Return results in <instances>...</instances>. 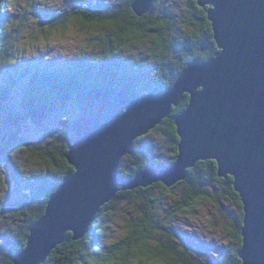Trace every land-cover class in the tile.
<instances>
[{
    "label": "water",
    "instance_id": "1",
    "mask_svg": "<svg viewBox=\"0 0 264 264\" xmlns=\"http://www.w3.org/2000/svg\"><path fill=\"white\" fill-rule=\"evenodd\" d=\"M5 1L0 0V13ZM211 2L201 7L207 9L219 49L213 59L192 60L171 88H156L146 96L132 86L111 84L77 96L79 116L70 126L66 160L78 171L63 178L30 228L25 249L12 258L14 264H46L68 233L75 232V242L84 239L120 191L157 183L174 187L202 161L216 162L221 179L236 177L244 215L238 255L244 264H264V0ZM144 6L146 15L152 4ZM188 82H203L207 88L202 94ZM186 95L189 104L175 121L180 139L176 160L161 168L146 165L127 180L120 165L134 155L135 142L160 126ZM47 110H36L34 120L43 119Z\"/></svg>",
    "mask_w": 264,
    "mask_h": 264
},
{
    "label": "trees",
    "instance_id": "2",
    "mask_svg": "<svg viewBox=\"0 0 264 264\" xmlns=\"http://www.w3.org/2000/svg\"><path fill=\"white\" fill-rule=\"evenodd\" d=\"M134 1L123 0L120 11L117 12L109 6L100 5L97 7H81L74 14V16L84 14L85 19L96 17L117 22L112 27L117 29L113 34L118 35L115 36V44L111 45L112 40L103 41L99 44V47L103 50L102 52H107L110 58H113L109 62L110 64L104 62L105 59L110 58L100 54L102 57L91 55L90 59L86 58L60 72L56 70L43 73L33 72L31 67L26 68V71H19L20 77L25 78L23 88L24 111L22 113L15 114L4 111L14 83L11 78L8 80L9 83H0V111H4L6 123L10 124L8 129H11L6 133L5 150L0 152L2 155H9L8 150L12 147L27 150L31 147H38L31 141V131L27 124V120L34 110L47 106V116L56 108L63 109L69 105L72 107L71 114L74 117L72 122L58 135L51 136L52 144L47 147L39 146L36 150L38 154L44 155L46 162L54 169V173L50 176L46 174L37 178L30 176L27 181L25 180L27 184L24 185L25 189L20 195V200L11 203L15 207V211L21 213L20 215L27 212V218L23 220L24 229L20 235L14 241L10 240L12 247L9 248L5 264H14L12 258L25 249L30 228L44 214L48 201L61 185L63 178L74 172L68 168L64 161L69 150L68 144L73 138V133L69 131L70 126L79 116L76 98L80 93L111 84L118 88L132 86L138 94L146 96L156 88L164 90L171 88L178 75L186 69L188 63L192 60L198 58L202 62H208L218 52L213 37L212 25L207 18V9L201 12L195 6L194 0H189L190 6L194 8L187 19L191 29L185 41V49L179 57L180 62H178L175 72L168 75V68L173 61H168V54L172 50V46L166 35L172 30V24L162 15L156 18V11L161 10L157 0L152 1L150 11L144 15L146 23L137 22L132 10ZM10 3L11 0H6L0 13V63L7 61L8 52L13 48V40L6 35L7 21L4 18ZM162 14L168 15L166 13ZM120 16L123 18H120ZM159 21H163L164 25L160 29L148 28V24ZM65 24L67 22H64L63 25ZM52 26L57 27V23ZM124 33H129L127 38H125ZM140 33L144 34L140 35ZM153 35L158 36L159 41L155 40L153 43L147 63L135 64L123 59L122 52L127 44L136 39L150 38ZM63 96L68 98L61 101L60 98ZM188 104L189 96L186 95L181 105L173 108L170 116L154 131L150 132L160 130L167 137L171 149V161L163 163L157 157L147 158L140 151L138 145V142L143 139H138L134 148V155L128 157L132 165V171L127 170L123 162L120 165V171L127 180L133 179L135 174L142 171L146 165L150 164L156 168H161L172 164L176 160L180 139L177 136L175 121L187 108ZM13 165L17 170L15 162H13ZM17 177L16 172L15 178ZM167 189H171V196L166 194ZM169 199L172 200L169 207L161 212L165 201ZM224 203L238 206L240 215L236 219L229 216V220L232 222L229 226L234 230L229 232L227 238L230 242L219 254L212 257L202 249V246L194 245L179 238L174 229V222L180 216L194 214L197 208L204 204L212 205L218 213L223 214ZM122 207H127L133 212L127 220V235L119 240L121 242L119 245L111 243L107 245L106 234ZM243 217V207L240 197L234 189V179L232 177L219 178L217 163L202 161L189 170L188 176L183 182L174 187L164 188L161 187L160 183H157L146 189L141 188L129 192L120 191L110 203L102 208L96 222L84 239L75 242L72 240V235L68 233L66 242L52 252L46 264H89L92 260L101 257L107 258L121 247L129 245L133 236L136 237L138 245L145 244L147 249L157 252L160 250L172 252L181 258L184 264H240L241 259L238 253L242 246L240 237ZM230 237L231 239H229ZM101 244L104 246L101 247L100 253L94 252V249L100 247ZM157 246L159 247L157 248ZM141 254L148 255L149 253L144 252ZM128 257H131V253L127 254L126 258Z\"/></svg>",
    "mask_w": 264,
    "mask_h": 264
},
{
    "label": "rangeland",
    "instance_id": "3",
    "mask_svg": "<svg viewBox=\"0 0 264 264\" xmlns=\"http://www.w3.org/2000/svg\"><path fill=\"white\" fill-rule=\"evenodd\" d=\"M157 1L161 10L156 11V18L162 15L172 24V30L166 35L172 46V50L168 54V61H173L172 63L169 62L171 66L168 68V75H172L178 66V62H180L179 57L185 49V41L191 29L187 19L194 8L190 6L189 0ZM122 2L123 0H66V3L56 5L48 10L46 6L40 7L33 0H21L19 2L18 0H11L4 18L7 21L6 35L13 40V48L8 52L7 61L0 63V83H9L8 80L11 78L14 85L9 93L4 111L15 114L24 111L23 88L25 78L20 77L19 71H26V68L31 67L33 72L43 73L49 70L60 72L86 58L90 59L91 55H104L106 58H110L107 52H102L99 44L109 40H112L111 45L115 44V36L118 35L113 34L117 29L96 27L93 31H88L87 28H81L82 22L79 19H71V17L81 7L106 5L117 12L120 11ZM120 18L123 17L120 16ZM64 22L67 24L63 25ZM55 23H57V27L54 28L52 25ZM49 28L52 31H48ZM76 33L80 34L77 35ZM42 41H47V43H42ZM60 41L64 42L61 43ZM154 42L155 40L151 37L133 40L123 49V59L135 64L147 63ZM111 60L113 58L105 59L104 62L110 64ZM66 98L68 97L63 96L60 99L63 101ZM66 107L63 109L56 108L51 114L45 115L43 119L37 122L34 120L33 114L40 108L32 112L27 124L31 131V141L34 144L38 147L49 146L52 144L51 136L58 135L72 122L74 118L71 114L72 107L69 105ZM3 112L0 111V152L5 150V141L7 140L5 136L7 132L11 131L8 129L10 124L6 123L7 120ZM65 113L71 114V122L64 118ZM138 145L140 151L147 158L157 157L163 163L171 161L169 140L160 130L149 133L138 142ZM38 147H31L28 150L12 147L8 150L9 155L0 153V193L3 194L0 195V238L4 240V243L0 244V264H5L9 248L12 247L10 240L14 241L20 235L24 229L23 220L27 218V212L20 215L21 213L16 212L11 203L20 200V195L25 189L24 185L27 184L26 181L30 176L37 178L46 174L50 176L54 173V169L46 162L44 155L37 153ZM128 157H125L122 162L127 170L132 171ZM13 162L16 163L17 170ZM16 172L17 178H15ZM171 201V199L165 201L161 212L169 207ZM132 214L133 212L127 207L120 209L106 234L107 245L112 240H120L127 235V220ZM239 215L238 206L234 204L224 203L223 214L218 213L212 205L204 204L199 206L194 214L180 216L174 222V229L179 238L194 245L202 246V249L213 257L219 254L230 242L227 238L229 231L225 227V225L229 226L232 223L229 216L236 219Z\"/></svg>",
    "mask_w": 264,
    "mask_h": 264
},
{
    "label": "snow or ice",
    "instance_id": "4",
    "mask_svg": "<svg viewBox=\"0 0 264 264\" xmlns=\"http://www.w3.org/2000/svg\"><path fill=\"white\" fill-rule=\"evenodd\" d=\"M33 2L40 7L46 6L47 9L50 10L51 8H54L56 5L66 3V0H33ZM194 3H195V6L200 9L201 12L205 11V8L201 7L202 3H205L209 6L214 4V2H211V0H194ZM146 4H152V0H136V3L133 6V15L135 16L137 22L146 23L144 19V14L148 10L144 6ZM216 7L218 6L216 5ZM71 19H79L82 22L81 28H87L88 31H93L94 28L96 27L112 28L117 23L114 20L105 19V18L90 17L89 19H85L83 15L73 16L71 17ZM163 26H164L163 21L148 24V28L150 29H160ZM48 31H52V29L49 28ZM37 34L39 35V33ZM76 34L79 35L80 33H76ZM143 34L144 33H140V35H143ZM124 35H125V38H127L129 33H124ZM151 39L159 41V37L156 35L151 36ZM60 42L63 43L64 41H60ZM42 43H47V41H42ZM13 63H15V61H13ZM200 85H203V87H200ZM187 86L192 90H196L198 88L199 92L202 94L205 92L207 88L206 84L203 82H199V83L188 82ZM124 111H127V108H125ZM64 118L67 119L69 122H71L72 116L70 113H65ZM139 138L144 139L143 136ZM64 162L67 164L68 168L72 169L73 171H78V167H74L73 163H69L67 160H65ZM235 178H236L235 176L232 177V179H235ZM161 187L167 188V185L161 184ZM166 194L168 196H171L172 195L171 189H167ZM0 195H3V194L0 193ZM225 227L227 228L229 232H232L234 230L232 227L228 225H225ZM69 235L74 236L75 232H70ZM229 239H231V237ZM240 239L243 240L244 237L241 236ZM3 243H4L3 238H0V244H3ZM33 243L35 244L36 241H33ZM111 243L114 245H119L121 242L119 240H112ZM103 246L104 245L101 244L100 247H97L94 249V252L100 253V249ZM158 247L159 246H157V248ZM144 252H148L149 254L142 255L141 253H144ZM128 253H131V257L126 258ZM24 255L27 256L28 252H25ZM85 255H87V253H85ZM89 264H184V261L181 258L177 257L172 252H169L167 250H160L159 252H157L155 250L147 249L145 244L138 245L136 243V237L133 236L132 241L129 245L121 247L113 255L107 256V258L101 257L100 259L92 260L89 262ZM240 264H244V261L243 260L240 261Z\"/></svg>",
    "mask_w": 264,
    "mask_h": 264
}]
</instances>
